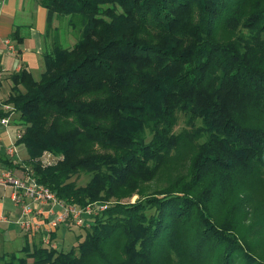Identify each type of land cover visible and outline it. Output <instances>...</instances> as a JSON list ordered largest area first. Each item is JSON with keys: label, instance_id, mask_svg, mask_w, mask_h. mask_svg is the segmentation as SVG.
<instances>
[{"label": "trees", "instance_id": "trees-1", "mask_svg": "<svg viewBox=\"0 0 264 264\" xmlns=\"http://www.w3.org/2000/svg\"><path fill=\"white\" fill-rule=\"evenodd\" d=\"M38 3L44 71L10 76L0 118L17 116L38 184L65 203H114L69 250L26 242L0 264H264L251 195L264 189V0ZM64 19L81 26L69 49L53 27ZM43 152L61 160L43 168Z\"/></svg>", "mask_w": 264, "mask_h": 264}, {"label": "crops", "instance_id": "crops-1", "mask_svg": "<svg viewBox=\"0 0 264 264\" xmlns=\"http://www.w3.org/2000/svg\"><path fill=\"white\" fill-rule=\"evenodd\" d=\"M38 2L39 0H0L1 103L5 102L11 94L12 86L9 78L12 74L26 69L33 78L34 72L42 74L44 71L43 56L49 52L50 44L46 41V12L39 6ZM56 23L54 29L57 28ZM15 31L16 37L22 41L20 44L12 39ZM8 118L9 124L7 127L0 125V171L6 168L3 161L10 159L6 154V149L14 145L16 155L13 160L16 162L12 165L16 167L6 169H10L15 175H21L24 168L27 167L25 161L28 159V155L23 147L20 153L18 151L20 146L15 145L17 134L21 129L16 121L17 116L13 113ZM0 192H2L0 194V251H3L4 245L8 247L14 241L19 243L18 239L20 237L23 238L24 245L26 242L29 245H32L33 242L36 243V239L33 238L35 236H25L20 229V221L24 217L20 206L16 205L11 199L9 188H2ZM16 227H18L19 235L15 232ZM60 229L54 233L55 239ZM19 250L12 252H18ZM12 252L7 250L0 256Z\"/></svg>", "mask_w": 264, "mask_h": 264}, {"label": "built area", "instance_id": "built-area-1", "mask_svg": "<svg viewBox=\"0 0 264 264\" xmlns=\"http://www.w3.org/2000/svg\"><path fill=\"white\" fill-rule=\"evenodd\" d=\"M9 45V43H8ZM11 49V48H10ZM5 112L10 107H3ZM9 118H0V125L7 127ZM21 137V132L17 138ZM6 154L14 164L16 148L11 145L6 149ZM61 158L50 152H43L37 162L41 167H52ZM31 167H25L21 175H15L10 169L0 171V187L11 190V199L19 205L23 215L20 221L21 231L28 236L41 235L42 245L56 249L57 243L51 236L60 227H89L91 220L99 217L106 210L107 204L90 203L85 206L65 203L60 200L48 187L38 184L33 177ZM44 215H46L44 217Z\"/></svg>", "mask_w": 264, "mask_h": 264}, {"label": "rangeland", "instance_id": "rangeland-1", "mask_svg": "<svg viewBox=\"0 0 264 264\" xmlns=\"http://www.w3.org/2000/svg\"><path fill=\"white\" fill-rule=\"evenodd\" d=\"M68 21H69V19H64L61 22L56 23V27L59 28V30L61 29L60 34L62 33V36H60V38H61L60 44L64 49H69L72 47V45H74L76 43V41L79 37L80 31H81L80 24L75 26V28L74 27L68 28V25H67ZM55 22H54V24H55ZM40 75H41L40 72H34L33 78L35 80H39ZM183 126H184L183 123L180 122L176 128V131H179ZM22 150H23L22 146L18 147V151L20 153L22 152ZM71 180L74 181L77 186H84L87 183V181L89 180V176H87L85 174H80L78 176L73 177ZM258 187H259V189H257V186L255 188H253L254 190L251 191V195L254 197V199H255V197H258L260 200H264V189L261 188V187H263V185H258ZM0 189H2V188H0ZM10 192H11V190H10ZM1 193L2 192H0V194ZM136 199H137V196H133L130 199L122 200L121 203H133ZM111 203H114V201L111 200L110 202H107L104 204L110 205ZM249 223H250L249 221H246L245 225H249ZM15 232L17 235H19L18 227H16ZM79 235H81V237L83 238L84 230L77 228V227H72L70 229L63 228V229H60V231L57 233V237L55 239V242L57 243L59 249H61L63 251H67L72 246H76L78 244L76 237ZM33 238L36 239V242H39L41 235L37 234ZM82 238L80 239V241L82 240ZM18 240H19V243H17V241H14L8 247H6V245H4L3 251H0V254H2L3 252H6L7 250L10 252L19 250L22 246H24V243H23V238L20 237ZM31 240H34V239H31Z\"/></svg>", "mask_w": 264, "mask_h": 264}]
</instances>
